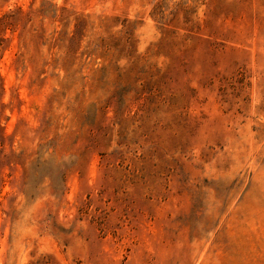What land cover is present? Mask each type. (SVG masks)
Instances as JSON below:
<instances>
[{
  "label": "rangeland",
  "instance_id": "obj_1",
  "mask_svg": "<svg viewBox=\"0 0 264 264\" xmlns=\"http://www.w3.org/2000/svg\"><path fill=\"white\" fill-rule=\"evenodd\" d=\"M0 264H264V0H0Z\"/></svg>",
  "mask_w": 264,
  "mask_h": 264
}]
</instances>
